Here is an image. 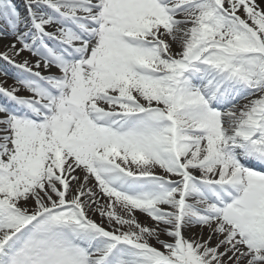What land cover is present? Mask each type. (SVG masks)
Returning <instances> with one entry per match:
<instances>
[{"label":"snow or ice","instance_id":"6c2138e0","mask_svg":"<svg viewBox=\"0 0 264 264\" xmlns=\"http://www.w3.org/2000/svg\"><path fill=\"white\" fill-rule=\"evenodd\" d=\"M0 264H264V0H0Z\"/></svg>","mask_w":264,"mask_h":264},{"label":"rangeland","instance_id":"374dc122","mask_svg":"<svg viewBox=\"0 0 264 264\" xmlns=\"http://www.w3.org/2000/svg\"><path fill=\"white\" fill-rule=\"evenodd\" d=\"M26 94H27V93H26ZM93 218H94V219H97V220L99 219L98 217H95V216H94ZM186 234H187V233H186ZM164 238H166V237H164ZM153 243H155V242L153 241Z\"/></svg>","mask_w":264,"mask_h":264},{"label":"bare ground","instance_id":"6f19581e","mask_svg":"<svg viewBox=\"0 0 264 264\" xmlns=\"http://www.w3.org/2000/svg\"><path fill=\"white\" fill-rule=\"evenodd\" d=\"M9 83H12V81H11V80H9Z\"/></svg>","mask_w":264,"mask_h":264}]
</instances>
